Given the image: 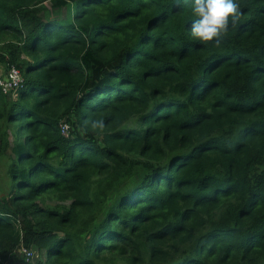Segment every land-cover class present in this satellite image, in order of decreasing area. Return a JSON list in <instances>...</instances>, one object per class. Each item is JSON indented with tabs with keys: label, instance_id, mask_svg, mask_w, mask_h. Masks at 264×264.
<instances>
[{
	"label": "trees",
	"instance_id": "1",
	"mask_svg": "<svg viewBox=\"0 0 264 264\" xmlns=\"http://www.w3.org/2000/svg\"><path fill=\"white\" fill-rule=\"evenodd\" d=\"M236 2L217 43L189 0H0V257L264 264V0Z\"/></svg>",
	"mask_w": 264,
	"mask_h": 264
},
{
	"label": "clouds",
	"instance_id": "2",
	"mask_svg": "<svg viewBox=\"0 0 264 264\" xmlns=\"http://www.w3.org/2000/svg\"><path fill=\"white\" fill-rule=\"evenodd\" d=\"M191 4V35L200 42H219L239 19L236 0H189Z\"/></svg>",
	"mask_w": 264,
	"mask_h": 264
},
{
	"label": "rangeland",
	"instance_id": "3",
	"mask_svg": "<svg viewBox=\"0 0 264 264\" xmlns=\"http://www.w3.org/2000/svg\"><path fill=\"white\" fill-rule=\"evenodd\" d=\"M49 6H50V4H49ZM4 65L0 64V76L5 75L8 72V68L5 67ZM8 181H9V179H8L7 174H6V165L4 164V167L0 166V196H2L8 192ZM60 204L64 205L66 203H57V201L55 202L54 200H51V199H48L46 202V206H51V207H55V206L57 207ZM22 249H20L17 252V255L15 258L3 259L2 257H0V264H22V262H24V260L30 261L35 256L34 255L31 258H26V256L22 252ZM39 257L42 258V260L44 261V258L46 257L45 253H42L41 255H39ZM36 259L34 257L32 260H36ZM103 264H106V263H103ZM110 264H114V263H110ZM117 264H125V263L123 261H118Z\"/></svg>",
	"mask_w": 264,
	"mask_h": 264
},
{
	"label": "built area",
	"instance_id": "4",
	"mask_svg": "<svg viewBox=\"0 0 264 264\" xmlns=\"http://www.w3.org/2000/svg\"><path fill=\"white\" fill-rule=\"evenodd\" d=\"M24 77L21 71L17 67H11L5 76H0V86L3 88L5 93H9L12 90L19 88L22 84ZM62 133L68 137L70 135V125L64 124L62 126ZM22 252L26 258H31L34 253L32 250L24 247Z\"/></svg>",
	"mask_w": 264,
	"mask_h": 264
}]
</instances>
